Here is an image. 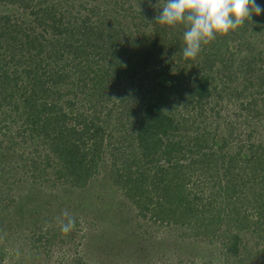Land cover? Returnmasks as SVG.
<instances>
[{
  "label": "trees",
  "instance_id": "trees-1",
  "mask_svg": "<svg viewBox=\"0 0 264 264\" xmlns=\"http://www.w3.org/2000/svg\"><path fill=\"white\" fill-rule=\"evenodd\" d=\"M2 1L29 9L32 20L26 24L0 15V127L10 128L6 122L18 113V140L12 138L5 148L28 142V154L35 156L18 153L16 161L6 165L0 155V205L10 198L20 175L19 160L28 158L29 167L41 165L47 171L46 178L76 188L98 175L103 163L111 181L140 213L186 225L196 233L221 232V244L236 257L239 229L251 226L259 231L264 220V145L236 141V127L220 114L218 99H224L222 90L227 91L228 85L223 83L230 76L235 79L242 70L251 73L254 62L263 58L243 56L239 73H230L232 61L224 59L221 88L207 70L214 60L204 56L197 63L199 69L185 76L182 96L169 85L173 76L161 70L153 72L145 89L141 77L138 86L113 96L110 82L121 77V53L131 50L136 56L134 49H142V55L127 66L132 77L139 74L138 67L157 62L154 44L141 43L146 37L144 20L121 42L119 30L91 19L94 7L82 17L73 13L68 0L56 5L50 0ZM144 1L133 0L141 19L146 17ZM237 29L220 35L211 53L224 49L233 54L230 40L239 38ZM157 47L161 50L163 45ZM98 61L106 64L100 66ZM262 63L257 69L264 86ZM228 92L236 99L241 95L233 87ZM261 99L264 103V96ZM168 102H173L170 109ZM236 102L248 113L252 107L254 114L264 113L255 106L256 98ZM185 112L191 120L183 116ZM219 119L224 121L220 124ZM222 224H227L228 233L221 230Z\"/></svg>",
  "mask_w": 264,
  "mask_h": 264
},
{
  "label": "rangeland",
  "instance_id": "rangeland-1",
  "mask_svg": "<svg viewBox=\"0 0 264 264\" xmlns=\"http://www.w3.org/2000/svg\"><path fill=\"white\" fill-rule=\"evenodd\" d=\"M50 1L55 5L59 2ZM68 1L71 2L73 13L76 12L82 17L89 13L87 9L94 7L91 19L101 21L107 29L119 30L117 40L121 42L126 40L130 30H137L140 22H145L142 27L146 31V37L142 38L141 43L154 44L157 62L149 65L152 67H138L136 71H139V74L132 77V71L128 72L127 66L133 65L138 56L142 55V49H134L136 56L131 55V50L121 53V77L110 82V95L113 96L120 92L118 90L138 86L141 77V86L145 89L150 84L148 78L157 70L173 76L169 85L178 96H182L184 93L181 88L185 76L190 71L199 69L197 63L204 56L214 60L208 63L207 70L214 77V83L218 81L217 86L221 88L222 82L219 79L224 72L225 60L230 57L229 61H232L230 73H239L238 68L242 64L243 56L259 54L263 59L254 62V71L245 74L242 70L235 79L230 76V81L223 83L228 85L229 91L233 87L237 92H241L239 99L233 98L232 94L228 96V90L223 89L222 93L226 95L224 99L218 100L222 105L219 108L220 114L225 115L236 127V141L240 140L245 144L258 143L261 147L264 145V113L254 114V107L253 111L248 113L240 109L236 102L243 101L245 104L251 97L256 98L255 106L264 112L261 99L264 96V86L259 84L258 76L261 71L257 69L264 61V12L258 16L253 15L243 27H238L236 36L239 35V38L233 42L230 40L233 54L228 55V51L224 49L217 54L211 53L215 50L216 39L220 40V35H217L213 41L201 46V51L195 59H184V26L160 25L155 20L166 0H145L143 8L146 17L142 19L136 13L138 8L133 5V0ZM256 3L264 7V0H256ZM134 4L136 5L135 1ZM29 12V9L22 8L19 3L0 0V15L9 14L12 19L24 20L27 24L32 20ZM97 12L100 15L98 20ZM46 36L49 37V33ZM161 45L163 48L159 50L157 46ZM98 64L101 66L106 63L98 61ZM262 64L261 67L264 68V63ZM124 68L127 71H124ZM155 94V90L152 91L151 95ZM173 102H168L169 109ZM216 108L218 109V106ZM179 109L182 111L178 108L177 112ZM12 116L6 122L10 128L5 125L0 127V140L4 144V147H0V155L3 156L1 162L6 165L14 163L18 153L26 154L30 158L35 156L28 154L31 152L28 142L15 144L12 150L5 148L12 138L18 140L16 134L21 116L18 113ZM183 116L187 121L192 119V115L186 112ZM216 120H213L214 124ZM219 120L220 124L224 121ZM203 124L201 123V126ZM37 143L39 146L40 143ZM39 147L44 148L42 145ZM28 161L27 158L17 162L20 175L16 176L19 179L16 177L15 183L11 185L10 198L0 205V264H264V220L259 231L251 230V226L239 229L241 246H236L238 252L234 257L228 254L226 246L221 244L224 237L221 232L196 233L186 225L164 222L140 213L139 208L123 197L119 187L111 181L109 167L103 163L98 175L89 179L84 187L76 188L63 185L54 178H46L43 172L47 171L41 170V165L32 169ZM48 171L54 177L50 168ZM36 173L39 175L36 176ZM248 209L252 213L253 210ZM64 210L75 220V228L66 234L61 232ZM224 219L228 220L226 216ZM222 225L221 230L224 229L223 231L228 233L230 230L226 228L227 224Z\"/></svg>",
  "mask_w": 264,
  "mask_h": 264
},
{
  "label": "clouds",
  "instance_id": "clouds-1",
  "mask_svg": "<svg viewBox=\"0 0 264 264\" xmlns=\"http://www.w3.org/2000/svg\"><path fill=\"white\" fill-rule=\"evenodd\" d=\"M155 20L160 25L182 24L184 59H195L202 45L213 41L217 35L250 21L253 15H260L264 7L256 0H166ZM61 232L68 233L75 228V220L67 210L62 213Z\"/></svg>",
  "mask_w": 264,
  "mask_h": 264
}]
</instances>
